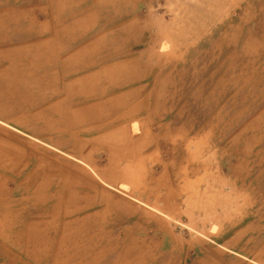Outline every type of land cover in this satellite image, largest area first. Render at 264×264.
I'll use <instances>...</instances> for the list:
<instances>
[{
  "label": "rangeland",
  "instance_id": "obj_1",
  "mask_svg": "<svg viewBox=\"0 0 264 264\" xmlns=\"http://www.w3.org/2000/svg\"><path fill=\"white\" fill-rule=\"evenodd\" d=\"M1 76L0 264L260 262L264 0H0Z\"/></svg>",
  "mask_w": 264,
  "mask_h": 264
},
{
  "label": "crops",
  "instance_id": "obj_2",
  "mask_svg": "<svg viewBox=\"0 0 264 264\" xmlns=\"http://www.w3.org/2000/svg\"><path fill=\"white\" fill-rule=\"evenodd\" d=\"M59 9H56L55 11H57ZM9 15L12 16V17L14 16V14L13 15L9 14ZM71 16H72L71 14H68L67 16H65L63 18V20H64V23L62 25L63 28H68L69 27L70 24L68 22H66V21H68L69 19H73ZM6 17L8 18V15ZM99 63L100 62L96 61V62L92 63V65L99 64ZM16 92H18V90L15 89V87H14V79L12 77H2L1 76L0 77V93H5L4 99L5 100L13 99L14 98L13 96L15 95ZM3 118H5V117H3L2 114H0V122L5 124L6 126H9V127L13 128L15 131L23 132V133H29V132H33L34 131L31 128H26V127L18 128V127H15V125H13V123H14L13 121H11L9 119H3ZM259 224H257V225H259ZM261 228L264 229V223L261 224ZM263 255H264V242H262L260 253L255 255L256 259L258 257H261V260H260V262L258 264H264V256Z\"/></svg>",
  "mask_w": 264,
  "mask_h": 264
}]
</instances>
